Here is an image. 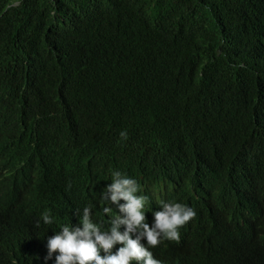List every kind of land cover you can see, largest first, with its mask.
Segmentation results:
<instances>
[{
  "label": "trees",
  "instance_id": "trees-1",
  "mask_svg": "<svg viewBox=\"0 0 264 264\" xmlns=\"http://www.w3.org/2000/svg\"><path fill=\"white\" fill-rule=\"evenodd\" d=\"M115 171L195 210L162 264H264V0H0V264H56Z\"/></svg>",
  "mask_w": 264,
  "mask_h": 264
},
{
  "label": "clouds",
  "instance_id": "clouds-1",
  "mask_svg": "<svg viewBox=\"0 0 264 264\" xmlns=\"http://www.w3.org/2000/svg\"><path fill=\"white\" fill-rule=\"evenodd\" d=\"M120 136L127 138V133L121 131ZM105 183L99 197L103 222L94 223L90 208H84L78 226H63L48 239V258L59 252L56 264H162L149 248L159 246L162 240L179 241V229L195 218V210L179 202H162V210L153 214L154 223L150 226L146 222L151 219L145 208L148 198L137 195L140 186L133 176L115 171L107 175ZM43 221L52 223L47 213ZM105 225L111 227L102 231ZM117 245L120 247L113 252Z\"/></svg>",
  "mask_w": 264,
  "mask_h": 264
}]
</instances>
